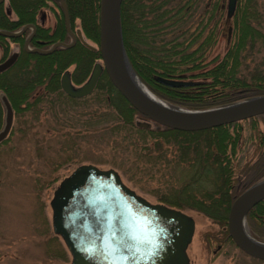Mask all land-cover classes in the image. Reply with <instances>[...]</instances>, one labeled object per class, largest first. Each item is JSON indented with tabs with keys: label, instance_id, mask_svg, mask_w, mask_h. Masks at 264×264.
<instances>
[{
	"label": "trees",
	"instance_id": "1",
	"mask_svg": "<svg viewBox=\"0 0 264 264\" xmlns=\"http://www.w3.org/2000/svg\"><path fill=\"white\" fill-rule=\"evenodd\" d=\"M45 1L7 0L15 19L10 20L0 5V29L12 31L23 24L33 23L37 9L45 6ZM198 2L121 1L119 23L122 44L137 77L148 90L166 103L187 110L214 108L264 95V69L253 72L245 70L249 47L255 43L264 45V33L257 22L260 14L253 0L236 5L233 14L234 40L210 67H204L205 63L202 64L201 60L204 50L213 41L214 19L219 11L215 4L206 2L201 7L202 15L196 18V26L190 32L185 23L188 18L196 17L194 9L198 7ZM65 4L71 26L75 25L74 20L77 21L76 26L83 37L94 44L96 50H89L78 41L70 48L58 47L49 54L26 53L20 49L13 64L0 72V94L9 102L14 120V126L0 141V146L12 140L15 129L19 132L17 137H25L33 121L42 112L53 118L59 130L68 128L63 136L66 135L72 143H76L81 136L99 132L108 133L109 139L117 138L123 146L122 150L132 153L133 163L137 166V160L142 171L149 170L140 164L147 166L162 158L166 160V153L172 154V157L177 153L178 158L172 168L180 163L186 167L183 183L176 193H163L157 200L176 209H193L220 228H225L227 211L234 196L264 178V147L261 148L264 144V129L261 130L257 125V119L262 117L264 126V114L198 131H179L150 121L146 127H141L138 123L145 118L118 94L104 72L90 94L81 98L68 97L59 86L61 73L71 67V81L80 84L88 76L92 64L100 59L97 49L99 0H65ZM54 5L58 7L55 2ZM58 12L56 27L51 33L47 28L35 27L32 45L35 40L51 43L65 36ZM209 23L212 25L208 27ZM10 41L20 44L22 38H11ZM0 46L1 61L9 52V46L2 36ZM195 70L196 73L190 77L200 78L201 81L192 86L169 87L154 80L155 75L183 79L187 71ZM68 111L82 115L84 121L90 119L101 125H84L76 129L69 124L70 121L67 123V117L63 119L58 115L59 112ZM2 116L0 102V128ZM19 123L22 126H17ZM243 131H247L246 138L256 144L251 151V157H255L252 162L251 159L242 162L235 155L236 150L241 149L240 144H245L241 139ZM111 146L117 148V145ZM70 158V155H66L63 163ZM168 163L165 161V168ZM245 221L249 233L255 239L264 241V199L248 210ZM220 232L224 240L233 244L226 229Z\"/></svg>",
	"mask_w": 264,
	"mask_h": 264
},
{
	"label": "water",
	"instance_id": "2",
	"mask_svg": "<svg viewBox=\"0 0 264 264\" xmlns=\"http://www.w3.org/2000/svg\"><path fill=\"white\" fill-rule=\"evenodd\" d=\"M3 0H0V3ZM57 1L68 30V15L64 0ZM122 0H99L100 59L80 85H74L69 72L59 80L61 90L69 97L81 98L92 92L102 72L111 86L137 113L148 122L179 130L198 131L264 114V95L202 110L173 107L154 96L131 68L122 44L119 7ZM236 0H226L225 19L235 11ZM11 32L0 30L7 37L19 35L25 28ZM76 37L88 49L96 47L83 40L79 30ZM71 42H55L47 49H24L39 54L50 53L56 47H70ZM10 55L0 63V71L14 60ZM154 80L169 87L191 86L196 82L159 75ZM3 124L0 141L12 124V108L3 94ZM264 198V178L250 185L231 202L226 216V230L233 244L243 253L264 261V241L255 239L246 226L248 210ZM51 227L59 235L70 254L69 264H188L186 247L190 242L194 222L191 216L162 203H150L125 186L112 169H98L91 164L77 166L64 177L50 200Z\"/></svg>",
	"mask_w": 264,
	"mask_h": 264
},
{
	"label": "rangeland",
	"instance_id": "3",
	"mask_svg": "<svg viewBox=\"0 0 264 264\" xmlns=\"http://www.w3.org/2000/svg\"><path fill=\"white\" fill-rule=\"evenodd\" d=\"M245 1L236 0V5H243ZM206 2L210 5L215 4L219 11L214 19L216 25L213 41L204 50L201 60L202 64L205 63L204 67H210L232 44L234 28L233 16L229 20L225 19L226 0H199L198 7L194 9L196 17L188 18L189 20L185 23V27H188L190 32L196 26V18L202 15L201 7ZM253 2L260 14L257 21L258 27L264 33V0H253ZM44 11L46 15L44 25L52 26V16L48 11ZM214 20L212 19L211 22ZM210 23L208 27L212 25ZM10 47L11 50H17L13 44ZM247 52L245 70L253 72L264 69V45L255 43ZM196 71H187L183 79L201 81L200 78L190 77ZM58 115L63 119L67 117V123L70 121L69 124L74 125L76 129L84 125H92V127L101 125L90 119L84 121L82 115H76L73 111L59 112ZM261 118L257 119V125L263 130ZM19 124L17 126H22L21 123ZM12 126H14L13 119ZM243 127L245 129V125ZM58 128L59 126L55 125L49 114L41 112L39 118L33 121L25 137H17L19 132L15 129L12 140L0 146V264L70 263V254L61 237L52 230L49 203L60 181L79 165L91 164L98 169L114 170L125 186L150 203H161L157 200L158 197L163 193H176L183 183L186 167L180 163L177 167L175 166L176 169L172 168L174 167L172 164L178 158L177 153L174 157L166 153V160L162 158L147 166L140 164L142 168L148 167L149 171L146 172L141 170L137 160V166L135 162L133 163L132 153L122 150L123 146L117 138L109 139L108 133L88 134L78 138L76 143H72L66 135L63 136L68 128L61 130ZM246 132L243 131L241 135L245 144H240L241 149L236 150L235 155H237L236 158L240 157L242 162L249 159L252 162L255 157H251V151L256 144L246 138ZM111 145H117V148L113 149ZM263 147L264 144L261 145V148ZM142 153L145 152L142 150ZM66 155L72 158L63 163ZM145 157L143 158L147 159ZM165 161H169L166 168ZM179 210L191 216L194 222L193 233L186 247L188 264H264V261L249 257L230 241L224 240L220 231L226 229V226L220 228L193 209Z\"/></svg>",
	"mask_w": 264,
	"mask_h": 264
},
{
	"label": "flooded vegetation",
	"instance_id": "4",
	"mask_svg": "<svg viewBox=\"0 0 264 264\" xmlns=\"http://www.w3.org/2000/svg\"><path fill=\"white\" fill-rule=\"evenodd\" d=\"M54 2L57 4V6L58 7H56L55 5H54ZM64 3H65V0H64ZM0 5H1V7H2V9H3V11L5 12V14L7 15V17L10 19V20H14L15 19V17H14V14H13V12H12V10L10 9V7L8 6V2H7V0H3L1 3H0ZM65 6H66V4H65ZM44 10H46V11H48V13H50V15L52 16V18H53V22H52V26H48V25H44V22H45V19H46V15H45V11ZM58 11H60V14H61V18H62V23H63V28H64V31H65V36L64 37H62L60 40H55V41H53V42H51V43H47V41H43V40H35V44L34 45H32L31 44V40L33 39V36H34V34H35V27L36 26H40V27H42V28H47V29H49V33H51L54 29H55V27H56V22H57V16H56V14L57 13H59ZM66 11H67V8H66ZM67 15H68V11H67ZM74 22V24L75 25H73V26H71V24H70V20H69V15H68V30L66 29V27H65V23H64V17H63V14H62V10H61V8H60V6H59V4H58V2L57 1H54V0H46L45 1V6H42V7H40V8H38L37 9V11H36V14H35V17H34V22L33 23H27V24H23V25H21L20 27H18L17 29H15V30H12L11 32H15V31H18V30H20L23 26H25V25H32L33 26V28L34 29H32V28H30V27H27V28H25L19 35H17V36H14V37H7V36H3V35H1L0 34V36H2V37H4L5 38V41H6V43L8 44V46H9V52H8V54L4 57V59H2L1 61H0V63L1 62H3L4 60H6L10 55H12V54H15V57H14V60L12 61V63L8 66V67H10L12 64H13V62L15 61V59L17 58V55H18V53H19V50L21 49V50H23L24 52H26V53H36V52H29V51H26L25 49H24V42H25V40L26 39H28V47L29 48H40V49H47V48H49L53 43H55V42H64V43H69V42H71V34H73L74 36H75V40H74V42H73V44L71 45V46H73L74 44H75V42L76 41H78L81 45H83L82 43H81V41L76 37V30H79L80 31V33H81V30H80V28L78 27V28H75V26H76V21L74 20L73 21ZM0 30H5V29H0ZM6 31H9V30H6ZM81 36H82V38H83V40L84 41H86L87 43H89L90 45H92L87 39H85L84 37H83V35H82V33H81ZM16 37H21L22 38V41H21V43L19 44V42H13V41H10V39L11 38H16ZM14 45V46H16L17 47V50H11V45ZM70 46V47H71ZM84 46V45H83ZM93 46V45H92ZM60 47V46H59ZM70 47H67V48H70ZM85 47V46H84ZM56 48H58V47H56ZM56 48H54V49H56ZM62 48H64V47H62ZM87 48V47H86ZM53 49V50H54ZM88 49V48H87ZM0 50H1V46H0ZM52 50V51H53ZM90 50V49H89ZM51 51V52H52ZM50 52V53H51ZM39 54V53H38ZM47 54H49V53H47ZM1 57H2V50H1V54H0V59H1ZM93 65V64H92ZM7 67V68H8ZM92 67V66H91ZM6 68V69H7ZM91 69V68H90ZM5 70V69H4ZM68 71L69 72V76H70V70L71 69H65L64 71ZM63 71V72H64ZM1 72V71H0ZM62 72V73H63ZM90 72V71H89ZM61 73V74H62ZM89 74V73H88ZM61 76V75H60ZM87 78V77H86ZM59 80H60V77H59ZM71 80V79H70ZM85 81V80H84ZM83 81V82H84ZM72 82V81H71ZM73 83V82H72ZM82 83V82H81ZM80 83V84H81ZM74 84V83H73ZM80 84H74V85H80ZM59 86H60V84H59ZM61 89V88H60ZM62 91V90H61ZM93 91V90H92ZM63 92V91H62ZM64 93V92H63ZM65 94V93H64ZM90 94V93H89ZM66 95V94H65ZM87 96V95H86ZM69 97V96H68ZM73 98V97H72ZM12 118H13V116H12ZM10 130V129H9ZM256 183V182H255ZM254 184V183H253ZM252 185V184H251ZM250 186V185H249ZM249 186H247V187H249ZM247 187H245L244 189H246ZM244 189H242L239 193H237L235 196H234V198L238 195V194H240ZM233 198V199H234ZM264 199V198H263ZM262 199V200H263ZM233 201V200H232ZM261 201V200H260ZM259 202V201H258ZM247 214V213H246ZM246 217V216H245Z\"/></svg>",
	"mask_w": 264,
	"mask_h": 264
}]
</instances>
